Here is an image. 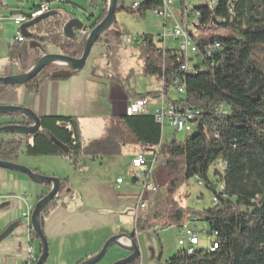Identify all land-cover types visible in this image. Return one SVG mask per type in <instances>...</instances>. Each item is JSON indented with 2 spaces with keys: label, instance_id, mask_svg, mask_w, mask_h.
Instances as JSON below:
<instances>
[{
  "label": "trees",
  "instance_id": "trees-1",
  "mask_svg": "<svg viewBox=\"0 0 264 264\" xmlns=\"http://www.w3.org/2000/svg\"><path fill=\"white\" fill-rule=\"evenodd\" d=\"M139 1L138 10L118 5L117 12L127 10L144 17L147 12L162 8V0ZM188 1L191 0L180 2L184 7ZM204 1L198 0L199 5L194 7L191 3L186 6L189 7L188 13H200L197 27L226 29L238 37L212 36L196 40L189 31L199 49L188 61L194 71H180L186 60L178 49L162 50L152 36L136 40L145 76L158 84L164 82V95L168 96L177 78L184 82L185 95L173 102L199 112L192 131L195 133L182 142L175 139L163 142L162 127L152 115L125 114L110 122L103 139L88 143L83 137L79 120L42 117L40 130L34 136H0V162L19 164L20 154L23 153L27 157H60L77 170L81 168L83 157H114L120 154L122 148L136 145L152 159L159 148L156 155V164H159L153 181L157 192L165 191L167 206L165 208L158 199L155 200L154 217L159 221L167 220L172 225H180L188 219L192 211L182 208L175 196L187 181L197 178L199 184L212 193L213 204L194 216L207 223L210 237L213 232L217 233L218 244V249L213 252L210 248H200V245L191 255L182 249L164 264H264V0H215L216 7L212 10L203 5ZM0 7L9 8L1 0ZM90 7L97 16L92 15L94 22L86 33L76 31L77 40L64 35L63 30L70 17L50 10L36 24L32 25L34 20L27 23L35 30L32 39L70 57L80 58L90 32L106 17L108 2L91 0ZM40 8L35 7L34 11ZM17 15L21 14H11L12 17ZM103 42L105 40L101 38L97 44ZM214 42L221 44V50L207 59L205 48ZM37 55H40L38 51L30 50L28 40L11 43L8 47L9 61L19 74L31 69ZM57 68L52 66L43 70L25 86L31 92H37L45 83L55 80L52 73ZM15 88L0 86V94ZM124 89L132 99H158L162 95L160 92L138 93L125 85ZM0 117L4 119L0 128L33 125L30 119L18 114ZM61 183L62 190L66 182ZM48 193L40 197L36 204ZM56 205V200L50 202L39 215L43 232L46 220ZM161 206L163 211L159 214ZM30 237L33 243L38 244L40 256L41 244L31 227ZM131 239L138 243L136 233L131 235ZM140 263L141 257L129 264Z\"/></svg>",
  "mask_w": 264,
  "mask_h": 264
},
{
  "label": "crops",
  "instance_id": "crops-1",
  "mask_svg": "<svg viewBox=\"0 0 264 264\" xmlns=\"http://www.w3.org/2000/svg\"><path fill=\"white\" fill-rule=\"evenodd\" d=\"M189 3L182 8V15L187 18L190 15L186 8ZM184 21L182 26L185 27ZM190 26L185 28L190 31ZM193 28V34L206 35L205 29L197 27V22ZM0 69V77L19 74L16 68ZM137 92H147V87ZM167 97L171 101L177 100L171 97L170 90ZM131 99L118 75L101 77L95 73H78L69 79L48 81L37 92L18 86L0 94V105L27 108L40 118H75L80 122L85 141L91 143L103 139L110 122L126 114ZM134 146L122 148L114 157H83L81 168L77 170L60 157L20 154L19 164L36 173L59 178L66 184L71 183V178L75 179L71 196L56 199L57 205L46 220L44 234L49 256L45 264H79L96 256L117 234L136 233L138 240L140 230L158 223L172 226L167 220L159 221L154 217L155 195H147L149 210L136 216L142 182L135 176L145 169L137 171L131 166L132 160L143 154L142 149L134 155L124 152L125 148ZM124 159V169L116 177L103 168L107 163L116 167L118 161ZM119 179L124 182L118 184ZM50 190L51 187L35 184L24 174L0 169V264H25L30 246L35 249L36 257L39 256L38 244L33 243L30 237L31 215L37 200ZM188 221L185 220L184 224ZM179 227L180 234L182 226ZM129 255L124 250H115L111 261L106 264Z\"/></svg>",
  "mask_w": 264,
  "mask_h": 264
},
{
  "label": "rangeland",
  "instance_id": "rangeland-1",
  "mask_svg": "<svg viewBox=\"0 0 264 264\" xmlns=\"http://www.w3.org/2000/svg\"><path fill=\"white\" fill-rule=\"evenodd\" d=\"M4 4L8 5L9 8L0 7V68L9 67L15 70V66L10 63L8 57V47L11 44V41L6 38V32L12 33L15 32V29L11 28V23L8 19L11 14L19 13L24 16H30L34 12L35 7H42L46 5L50 12L58 13L64 17H70L71 19H78L86 26H91L94 22L92 15L97 16L95 11L90 7L91 0H54L51 3H48L47 0H1ZM135 0H120L119 7H124L131 10ZM186 3H189L186 2ZM191 6L199 5L198 0H191ZM182 3L180 1L170 5L169 10L171 17L168 18L166 27L164 26V18L156 15L153 11L147 12L144 17H141L137 13H130L127 10H120L115 15L116 23L113 26L112 30L115 33H106L103 35V39L106 42L96 44L87 60L86 66L81 73L93 74L97 76H110L115 77L118 75L120 81L131 90L144 91V88L148 84H153L157 87L158 83L152 79L147 78L144 74L143 63L138 57V43L133 42L131 44H126L123 42L125 36L131 37L135 40H139L144 36H152L157 45L162 46L163 44L159 42V38L164 35V32H172L175 29L177 24L182 25L183 20L185 27H189L191 32H194L193 25L196 24L197 18L195 15L190 14L189 18L182 15ZM136 12V11H135ZM188 13V10H187ZM69 20V21H70ZM68 21V22H69ZM67 22V23H68ZM30 34L35 33V30L31 28L28 29ZM204 33L205 36L199 35L197 32L194 33L196 40H201L204 38L214 37H238L237 34L230 30L221 29V28H206ZM108 41V42H107ZM166 47L169 50H177L180 46L178 40L168 37L166 42ZM50 53H59V51L51 46H47ZM63 67L58 66L57 70H61ZM171 97L174 99H179L181 96L174 90L170 89ZM0 122L2 118L0 117ZM195 133V131L193 132ZM186 132H177L172 126H166L163 131V142H169L176 140L178 142L184 141L191 134ZM129 152L131 155L141 151V148L138 146L128 147L124 149V152ZM147 158L149 154L141 151ZM126 160H120L117 163V166L107 163L104 165V169L110 172L111 175L116 177L118 174H121V170L124 169ZM158 164H155L153 175L158 167ZM222 168L223 165H220ZM212 171V170H211ZM81 180L82 177H77ZM71 183L64 185V188L61 190L57 200H63L71 196L72 185L74 178H71ZM77 181V180H76ZM165 191L159 190L154 199L157 200L161 205H164L165 208L166 198ZM176 201L184 209H190L192 211L191 216L188 220L192 221L199 218L194 216L195 213L203 212L204 210L212 207L213 204V195L206 189L203 185L199 184V179L193 178L187 181L178 191L175 196ZM162 206L159 208V214L162 213ZM187 220V219H186ZM185 222V221H184ZM172 225L171 227L163 226L162 224H155V227L159 228V232L153 233L149 228L145 230H140L138 234L139 248L141 252V263L140 264H164L168 261L174 254L182 250V247L179 246L178 242L181 239L179 234V226ZM191 229H194L200 233V248L208 250L211 246L213 238L208 235L209 226L204 221L199 220V222L190 223ZM115 250H122L118 246H112L106 256L96 264H106L110 262L112 255ZM116 262H113L114 264Z\"/></svg>",
  "mask_w": 264,
  "mask_h": 264
},
{
  "label": "built area",
  "instance_id": "built-area-1",
  "mask_svg": "<svg viewBox=\"0 0 264 264\" xmlns=\"http://www.w3.org/2000/svg\"><path fill=\"white\" fill-rule=\"evenodd\" d=\"M181 1V0H162V8L159 10L154 11V13L160 17L164 18V26L166 27L167 20L171 17V13L169 10L170 5ZM141 1L135 0L133 3L132 9L138 10ZM204 6L210 8L211 10L216 7L215 0H205L203 3ZM189 9V7H186ZM186 9V10H187ZM49 12V8L44 5L40 9L35 10L32 12L30 16L24 15H17V16H10L8 21L11 23V28L15 29V32L12 33L6 32L5 36L8 38L11 43H23L25 42L24 36L21 34V27L24 24H27L44 14ZM196 18L200 17V13L193 14ZM172 37L175 40L180 42V46L178 48L179 52L184 56L186 63L181 66V72H189L194 71L191 67L190 63L188 62L193 56H195L199 49L197 44L195 43L194 39L191 37L189 31L182 25L177 24L175 26L174 31L168 33L164 32V35L159 38V42L163 45L160 46L162 50H166V40L168 37ZM123 42L126 44H131L136 42L135 39L131 37L125 36L123 38ZM221 44L218 42H214V44L209 45L205 48V57L207 59L213 58L216 53L221 50ZM2 70L0 69V72ZM180 96H184L186 93V87L182 79L177 78L173 85L171 86ZM170 88V89H171ZM165 89V83L161 82L157 85V87L153 84L147 85V92H160L162 95L158 98H147V99H131L129 104L126 108V115L127 116H139L144 114H150L154 117L156 122L162 127V131H164L166 126H172L176 129L177 132H186L187 134L192 133L195 123L199 118V112L195 109L187 108L184 105L171 101L166 95L163 94ZM152 107L149 110V107ZM222 111V110H220ZM160 147V146H159ZM159 150V148H158ZM157 150V153H158ZM151 158H147L144 154L137 155L131 163L132 168L137 171L145 169L144 172H138L135 176V179L142 182V191L137 199V206H136V216L139 214L146 213L149 210L150 204L149 201L146 199L147 195H155L157 193V187L153 181V170L156 164V155ZM150 159V160H149ZM124 181L123 179L117 180L118 184H122ZM197 222L196 219L192 221H188V223L182 226L180 231L181 239L179 240L178 244L182 249H184L189 255L195 252V248L200 245V233L191 229L190 223ZM150 231L153 233L159 232V228L155 226H151L149 228ZM211 237L213 241L211 243L210 251L213 252L218 249V244L216 242L217 233H212ZM37 261L35 249L30 246L25 258V264H34Z\"/></svg>",
  "mask_w": 264,
  "mask_h": 264
},
{
  "label": "water",
  "instance_id": "water-1",
  "mask_svg": "<svg viewBox=\"0 0 264 264\" xmlns=\"http://www.w3.org/2000/svg\"><path fill=\"white\" fill-rule=\"evenodd\" d=\"M51 3V0H47ZM108 9L107 15L104 20L98 24L89 34L85 47L83 49L82 56L80 58H73L65 55L61 52L59 53H46L44 46L32 40V34L29 33V24H24L21 27V34L26 40L29 41L30 50L37 52L39 50L40 55H37L33 61L31 69L23 74H16L6 77H0V86H25L34 78H36L43 70L52 66H62L61 70H57L52 73V78L55 80L59 79H69L74 74L81 73L86 66L89 55L93 47L98 43L106 33H115L112 30L115 25V15L118 9L119 0H107ZM45 15L34 20L32 25L36 24L38 20H42ZM90 26H86L84 23L74 18L71 19L64 27V35L71 39L77 40V32L86 33ZM104 40V39H103ZM106 42V41H105ZM108 42V41H107ZM18 114L30 119L33 123L32 126H20V125H9L0 128V136L4 134H19V135H30L34 136L40 130V117L37 116L32 110L17 107V106H1L0 105V116ZM0 169L10 172H17L28 176L35 184L38 185H50L51 190L48 195L40 200L31 215V229L37 236L41 244V253L36 264H45L49 256L48 242L45 237L44 232L41 229L39 223V215L43 208L52 201H55L61 192V180L56 177H48L33 170L24 167L20 164H10L0 162ZM133 233H120L112 238H110L102 250L94 257L89 260L82 262L81 264H96L101 261L112 246H118L122 250L130 253V255L122 260L117 261L114 264H129L136 259L141 257V252L138 243L131 239Z\"/></svg>",
  "mask_w": 264,
  "mask_h": 264
},
{
  "label": "flooded vegetation",
  "instance_id": "flooded-vegetation-1",
  "mask_svg": "<svg viewBox=\"0 0 264 264\" xmlns=\"http://www.w3.org/2000/svg\"><path fill=\"white\" fill-rule=\"evenodd\" d=\"M36 34H38V33H36ZM33 40V39H32ZM25 41H26V39H25ZM37 42H39V41H37ZM40 43V42H39ZM43 45V44H42ZM44 46V48H45V50L47 51L46 53H50L49 52V50H48V48H47V46L46 45H43ZM38 52H39V50H38ZM40 54V53H39Z\"/></svg>",
  "mask_w": 264,
  "mask_h": 264
},
{
  "label": "bare ground",
  "instance_id": "bare-ground-1",
  "mask_svg": "<svg viewBox=\"0 0 264 264\" xmlns=\"http://www.w3.org/2000/svg\"><path fill=\"white\" fill-rule=\"evenodd\" d=\"M189 72H191V71H189Z\"/></svg>",
  "mask_w": 264,
  "mask_h": 264
}]
</instances>
